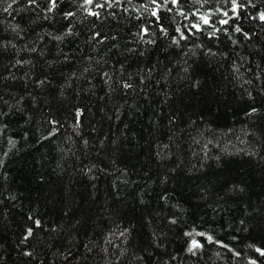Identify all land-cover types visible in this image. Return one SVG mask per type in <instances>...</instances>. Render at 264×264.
Masks as SVG:
<instances>
[{"label":"trees","instance_id":"1","mask_svg":"<svg viewBox=\"0 0 264 264\" xmlns=\"http://www.w3.org/2000/svg\"><path fill=\"white\" fill-rule=\"evenodd\" d=\"M8 3L0 264H264V0Z\"/></svg>","mask_w":264,"mask_h":264},{"label":"snow or ice","instance_id":"2","mask_svg":"<svg viewBox=\"0 0 264 264\" xmlns=\"http://www.w3.org/2000/svg\"><path fill=\"white\" fill-rule=\"evenodd\" d=\"M17 2V0H10V3H8V6L6 8H4L3 10L5 12L9 11V9L12 8V5L15 4ZM37 2V0H28L29 4H35ZM56 2L57 0H50V7L48 9V11H52L55 7H56ZM198 3H201V5H203V3H206L207 0H197ZM223 2L225 4L230 3L231 4V8L227 11L220 9V8H216L214 10H209L208 12H204L201 13L199 9H197L195 12L192 13H185L183 11H181L179 8H177V11L179 12V14L181 16H184L185 19H189V16H198V20L195 23H192L190 26L186 25L185 28L187 29V31L189 32V34H193V29H195L196 31H201L202 30V26L207 25L209 27L212 28V31L209 33V35H215L217 32L221 31L220 28H216L215 25L212 22L211 16L213 14L216 15H220L222 13V17L221 19H219L217 22L220 25H228L230 20L233 19H239L240 18V11L241 9L247 8L248 6H253L255 7V5L252 4V0H243V2H241V0H223ZM94 0H83V5H93ZM105 3H108L109 6H111L110 0H105ZM171 3L172 5H179L180 4V0H162V3L158 2V0H150V4L153 5V7L151 8V15L156 17L157 20L160 19L159 16V12L160 9L166 8L169 12L172 11L171 8H168V4ZM96 8H102L104 7V4L102 3H96L95 4ZM86 11H88L89 15H93V16H99V12L94 11L92 9H85ZM229 11L232 13V15H229ZM66 17L67 16H72L73 13L69 12L65 14ZM258 18L260 21H264V11H260L257 14V17H253V19ZM162 31H164L163 28H161ZM224 31H227V29H223ZM176 31L180 34L179 39H187V37L184 35V32L181 28L177 27ZM235 32H242L243 30L237 25L234 28ZM148 33V29L147 27H142L141 29V38L143 37L144 34ZM98 35V34H97ZM243 35L245 36V38H248V33H243ZM173 43L178 44L179 40L174 38L173 39ZM41 83H43V81H41ZM125 87H131L130 85L125 84ZM252 111H256L255 109H253ZM81 115V113L78 111L77 112V121H79V116ZM53 124H55L56 122L53 121ZM55 131V129H54ZM37 224V226H39L40 222L36 221L35 222ZM195 231V230H194ZM32 234V229H28V235ZM186 235L188 236H192L193 239L191 240L190 246L188 248L189 252H193V254L195 253L196 249H199L202 247V244L196 240L194 238L193 232H189L186 233ZM195 235L198 236H205V233H195ZM27 238V237H25ZM208 241H212V237L211 236H207ZM256 252L260 253L261 256H264V249H260V248H256L255 249ZM236 255H239V253H236ZM251 264H256V261H252Z\"/></svg>","mask_w":264,"mask_h":264}]
</instances>
